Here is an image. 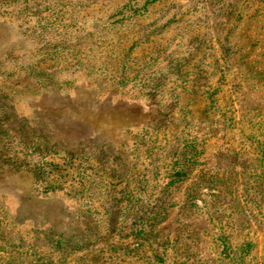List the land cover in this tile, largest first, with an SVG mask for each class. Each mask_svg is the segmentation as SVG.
Segmentation results:
<instances>
[{
	"label": "rangeland",
	"instance_id": "374dc122",
	"mask_svg": "<svg viewBox=\"0 0 264 264\" xmlns=\"http://www.w3.org/2000/svg\"><path fill=\"white\" fill-rule=\"evenodd\" d=\"M0 264H264V0H0Z\"/></svg>",
	"mask_w": 264,
	"mask_h": 264
}]
</instances>
